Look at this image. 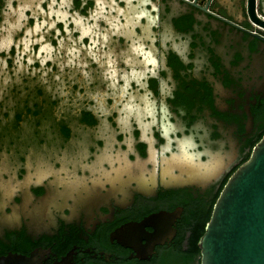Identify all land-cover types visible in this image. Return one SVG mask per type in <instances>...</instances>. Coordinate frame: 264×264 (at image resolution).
<instances>
[{
    "label": "flooded vegetation",
    "instance_id": "flooded-vegetation-1",
    "mask_svg": "<svg viewBox=\"0 0 264 264\" xmlns=\"http://www.w3.org/2000/svg\"><path fill=\"white\" fill-rule=\"evenodd\" d=\"M173 1L178 11L168 14L171 1L159 0L157 16L160 22L168 19L173 40L187 42V63L154 39L166 31L162 24L145 39L151 42L145 48L152 55L158 50L163 68L157 66L155 77L145 73L144 87L132 81L137 93L151 92L146 97L151 103L157 97L166 105L167 111L157 108L155 116L175 126L168 150L159 147L165 141L155 126L141 140L135 121L125 132L116 111L104 131H91L89 142L67 120H58L47 144L53 148L31 158L20 153L11 162L0 159V255L33 253L38 264H157L177 246L184 248L202 225L208 197L257 128L254 119L264 101V27L249 18L246 0H236L239 18L218 0ZM145 11L157 17L153 9ZM254 11L264 20V0H254ZM224 32L226 40L218 47ZM158 79L171 82L170 97L158 92ZM103 116L83 107L75 124L97 129ZM198 135L203 140L194 148L191 139ZM208 162L219 169L210 179ZM150 214L159 215L129 227ZM154 228L160 241L144 252Z\"/></svg>",
    "mask_w": 264,
    "mask_h": 264
},
{
    "label": "rangeland",
    "instance_id": "rangeland-1",
    "mask_svg": "<svg viewBox=\"0 0 264 264\" xmlns=\"http://www.w3.org/2000/svg\"><path fill=\"white\" fill-rule=\"evenodd\" d=\"M86 1L80 0L79 3L78 1L71 0V6L66 9L64 20L67 23L65 24L64 21L53 14L54 11H58L57 3L60 0H44L40 4L41 9H44V11L42 13L37 12L35 18L28 11L24 13L25 16H28V19L22 21L19 31H14L13 33V39L17 42L16 48H9L6 55L0 52V59L4 61L5 65L0 67V159L2 161L11 162L19 158L18 154L20 153H25L27 158H31L37 152L43 153L42 150L53 148L52 145H47L52 139L50 136L51 127L55 126V129L56 122L60 119L67 120L73 127V130H76L79 136H81L80 139L89 142L91 140V131L102 132L105 127L111 125L109 116L115 111L116 115L114 114V117L118 119L120 109L128 102V95L132 96V103L137 106L142 107L145 104L151 103L142 93H137L138 86L132 83L134 80H129L127 88H123L124 80L121 78V75L122 73L128 74L130 67L140 70H143L144 67H152L151 64L148 65L141 58L142 54L132 51L131 45L133 42H136L143 44L145 48V45L149 46L151 43L145 42L149 34L158 31V28H161L162 24L163 30L167 31L169 28L168 19L163 18L162 22H160L159 17L161 16H157L158 13L161 14L159 0H142L144 11L146 9L149 11L153 9L156 13L157 17L154 20L150 15L151 19L145 18L142 21L140 16L134 26L122 28L116 33L108 30L103 21H97L108 33V38L104 42V48L101 49L99 47V37H97L98 43L96 48L93 49L99 57L100 62H94L87 55L86 49L80 48L79 56L73 60L71 65H68L65 63L68 59L65 46H61L59 56L56 55V40L66 35H71L72 39L75 40L77 32L70 31L66 34L64 27H67L69 30L73 28L82 29L91 23V21H88L86 24L84 19H81L79 25L74 23L76 18L73 15L74 12L80 17H87L88 10L92 8L93 0L91 2L87 1L88 5ZM170 1L171 8L168 14L171 11H178L180 9V5L177 2ZM11 2L15 9L18 3H24L27 0H11ZM36 2L37 0H31L32 4ZM131 2L133 3L129 5V10L133 4H136L133 0ZM3 3L4 0H0V8L3 7ZM48 3H52L51 9L47 8ZM147 3H151V6L148 7ZM203 3L201 2L202 5ZM218 3L223 5L233 17H240L236 0H218ZM134 11L135 9H131V13ZM113 15H115V12H113ZM13 18L10 17V20ZM131 18L132 15L130 13L126 16L123 14L120 18V23L127 25ZM52 21H55V23L52 27H48V24ZM37 25L42 26L38 30H34L37 28ZM137 27L140 28V31H137ZM45 29L47 30L45 31ZM26 30L29 32V41L34 40L36 37H43V39L39 40L38 43H29L31 53L27 51L23 52L20 58L19 69L17 70V65L13 61L15 54L23 49V44L19 43V41L24 36ZM167 33L172 36V32L167 31ZM225 40L226 35L224 32L221 34L217 46H223ZM81 42L87 45L89 43L88 37L84 36ZM45 43H50L52 46V52L50 53L52 59H46L41 64L40 61L45 55L41 50V46ZM0 44H2V41H0ZM65 44H67V41H65ZM75 46L79 48V45ZM145 49L151 52L149 48ZM100 52L110 53L111 58L115 61L117 77L115 88L109 87V81L103 76L107 64L105 63L106 57L100 56ZM157 52L158 50L155 48L153 56L156 59L158 58ZM125 60H127V64L124 63ZM141 61H143V64ZM254 67L257 66L254 65ZM140 78L138 77L139 80ZM164 82L166 88L171 84V82ZM122 88L124 91L123 96L119 95ZM104 93L113 94L104 96ZM93 96H96L97 99L94 100ZM151 100L155 101L157 105L162 102L157 97ZM97 101H100L103 107L107 109V114L99 111ZM217 101L219 104L220 100L218 99ZM83 107L98 111L101 115H104L99 119L100 121L97 124L99 128H81L75 124V115ZM16 114H19L20 117L17 118ZM143 121L145 122V120ZM70 141L74 142V140Z\"/></svg>",
    "mask_w": 264,
    "mask_h": 264
},
{
    "label": "clouds",
    "instance_id": "clouds-1",
    "mask_svg": "<svg viewBox=\"0 0 264 264\" xmlns=\"http://www.w3.org/2000/svg\"><path fill=\"white\" fill-rule=\"evenodd\" d=\"M44 0H37L35 4L31 3V0H27L24 3H18L17 7L14 9L12 6L11 0H4L3 7L0 8V52L7 54L9 48H16L17 42L13 39L14 31H19L20 27L22 26V21H26L28 16H25L24 13L26 11L35 18L37 12H43L44 9H41L40 4L43 3ZM123 4V7H120V4ZM131 4V0H93V6L90 10H88L87 17H80L76 15L74 12L73 15L76 16L74 23L79 25L81 19L85 20L87 24L88 21H91L90 24H87V27L82 29L73 28L69 30L67 27H64V32L67 34L70 31L77 32L75 40L72 39L71 35H66L65 37L58 38L56 40V55L59 56V49L61 46L66 47V55L68 59L65 61L66 64L71 65L73 60L79 56L80 48H85L87 55L92 58L94 62L99 63V57L97 56L96 52L93 49L97 46V37H99V47L101 49L104 48V42L108 38V33L104 27L97 23V21H103V23L107 26L108 30H111L112 33L118 32L122 28L132 27L138 22V18L140 16H145L147 19H151L148 17L146 11H140L142 8V3H137L135 5L136 11L132 13V18L128 22L127 25L120 23V18L123 15L126 8L129 7ZM71 6V0H60L57 3L58 11H54L53 14L56 15L59 19L64 21L66 24L67 21L64 20L66 16V9ZM47 8H52V3H48ZM115 12V15H113ZM10 17H14L10 20ZM55 21H52L48 24V27H52ZM42 25H37V28L34 30H38L39 27ZM47 29H45L46 31ZM29 32L26 30L24 36L19 41V43L23 44V49L20 52L15 54L14 63L17 65V70L19 69L20 65V58L23 55V52L27 51L31 53V49L29 48V43H38L39 40L43 39V37H36L34 40L29 41L28 39ZM84 36L88 37L89 43L85 45L82 43V38ZM159 42L161 48H171L180 59L187 63V56L185 52L187 51V42L186 41H175L172 37L167 33V31L159 32L157 36L154 38ZM179 40V38H177ZM67 41V44H65ZM75 45H79V48ZM132 51L136 52L137 54H142L141 58L145 59L148 64H151L152 67H145L143 70L130 67L128 74L121 75V78L124 80L123 88H127L128 81L134 80L137 84H140L141 87H144L143 84L140 83L138 77H143L145 73L156 76V68L159 66L163 68V64L160 63L158 65V61L156 57H154L151 52L144 48L143 44H139L133 42L131 45ZM41 50L45 53L44 57L41 59L40 63L43 64L44 60L52 59L50 53L52 52V46L50 43H45L41 46ZM100 56L106 57L105 63L107 64V68L103 72V76L109 81V87L115 88L116 87V68H115V61L111 58L110 53L106 54L105 52H100ZM30 62V61H29ZM127 64V60L124 61ZM4 61L0 59V67H3ZM62 67V66H61ZM87 75V73H85ZM123 88L120 90L119 95L123 96L124 91ZM158 92L163 96L170 97L172 95V91L170 88L165 87L164 79H158ZM113 93H104V96L112 95ZM151 92L144 93V96H150ZM94 100L97 99L96 96L92 97ZM132 96L128 95V102L124 104L123 108L120 109V115L117 119V123L123 125V130L125 132L132 131V124L131 121L134 120L137 125V130L142 134L140 139H143V135L151 134L153 130V126H155L156 131L159 132V135L164 139L165 144L160 145L159 147L168 150L169 145L171 143V139L169 134L175 133V126L168 120H164L163 124L157 122L155 112L157 108L161 114L167 111L166 105L162 102L158 105L155 101L149 104H145L142 107L135 105L132 103ZM98 109L101 113L107 114V109H105L100 101H97ZM144 117H150L151 119L147 120V122H143ZM197 126H193L195 129ZM192 135L191 133L189 134ZM207 135V132L205 133ZM203 138L201 136H196L191 139L192 146L195 148L199 141H202ZM159 150V149H158Z\"/></svg>",
    "mask_w": 264,
    "mask_h": 264
},
{
    "label": "water",
    "instance_id": "water-1",
    "mask_svg": "<svg viewBox=\"0 0 264 264\" xmlns=\"http://www.w3.org/2000/svg\"><path fill=\"white\" fill-rule=\"evenodd\" d=\"M246 11L253 22L264 27V20L255 16L254 0H246ZM216 167L208 162V179L217 175ZM186 172L194 174L195 170L188 168ZM158 215L145 216L129 227H141ZM158 234L157 228L149 232L150 241L142 246V251L150 252L152 244L160 241ZM196 245L198 264H264V132L247 157L227 175ZM138 256L144 257L145 253ZM0 264H38V259L33 253L8 252L0 255Z\"/></svg>",
    "mask_w": 264,
    "mask_h": 264
},
{
    "label": "trees",
    "instance_id": "trees-1",
    "mask_svg": "<svg viewBox=\"0 0 264 264\" xmlns=\"http://www.w3.org/2000/svg\"><path fill=\"white\" fill-rule=\"evenodd\" d=\"M77 2V1H76ZM246 25H248L246 23ZM255 121H257V128L255 130V133L252 135L251 138H249L247 144H246V150L241 155L240 159L237 161V163L232 166L220 179L217 187L212 192V194L208 197V212L206 213V216L204 218V221L202 225L199 226V228L196 230L195 233H193L192 237L188 241L187 245L182 248L181 246H177L176 250L172 252L171 254L167 255L166 257L162 258L157 264H198V257H199V250L196 245V239L199 236V234L203 230V225L206 219L208 218L211 204L219 191L221 185L223 184L224 180L226 179L227 175L235 168V166L240 163L242 160H244L248 152L253 145V143L259 138V136L264 132V101L262 102L259 111L256 113Z\"/></svg>",
    "mask_w": 264,
    "mask_h": 264
},
{
    "label": "bare ground",
    "instance_id": "bare-ground-1",
    "mask_svg": "<svg viewBox=\"0 0 264 264\" xmlns=\"http://www.w3.org/2000/svg\"><path fill=\"white\" fill-rule=\"evenodd\" d=\"M132 9V8H131ZM131 9L129 10L128 8H126V10L124 11V15L126 16L128 13H130L131 15H132V13H131ZM126 21V20H125Z\"/></svg>",
    "mask_w": 264,
    "mask_h": 264
},
{
    "label": "crops",
    "instance_id": "crops-1",
    "mask_svg": "<svg viewBox=\"0 0 264 264\" xmlns=\"http://www.w3.org/2000/svg\"><path fill=\"white\" fill-rule=\"evenodd\" d=\"M224 4V3H223ZM227 4H228V2H227Z\"/></svg>",
    "mask_w": 264,
    "mask_h": 264
}]
</instances>
